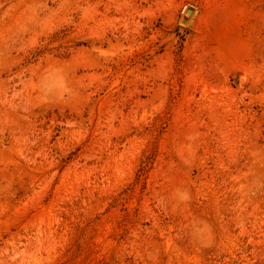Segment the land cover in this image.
<instances>
[{
    "label": "rangeland",
    "instance_id": "374dc122",
    "mask_svg": "<svg viewBox=\"0 0 264 264\" xmlns=\"http://www.w3.org/2000/svg\"><path fill=\"white\" fill-rule=\"evenodd\" d=\"M0 264H264V0H0Z\"/></svg>",
    "mask_w": 264,
    "mask_h": 264
}]
</instances>
